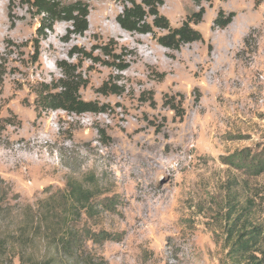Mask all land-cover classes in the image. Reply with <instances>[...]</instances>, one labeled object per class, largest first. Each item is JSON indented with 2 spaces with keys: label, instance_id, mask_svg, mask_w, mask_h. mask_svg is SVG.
I'll list each match as a JSON object with an SVG mask.
<instances>
[{
  "label": "rangeland",
  "instance_id": "rangeland-1",
  "mask_svg": "<svg viewBox=\"0 0 264 264\" xmlns=\"http://www.w3.org/2000/svg\"><path fill=\"white\" fill-rule=\"evenodd\" d=\"M57 1L85 8L84 35L65 23L37 33L24 0H0V178L12 189L0 193L10 207L72 179L110 204L95 210V228L120 238L99 251L107 264H245L232 261L225 226L229 208L248 206L264 227V175L231 164L264 153V0ZM130 1L146 12L152 1L171 29L201 40L165 49L152 17L151 34L122 30ZM61 62L104 112L37 115V85L59 79ZM260 238L251 256L264 264Z\"/></svg>",
  "mask_w": 264,
  "mask_h": 264
},
{
  "label": "trees",
  "instance_id": "trees-1",
  "mask_svg": "<svg viewBox=\"0 0 264 264\" xmlns=\"http://www.w3.org/2000/svg\"><path fill=\"white\" fill-rule=\"evenodd\" d=\"M131 6L123 8L117 16L119 27L131 34H151L147 18L152 17L155 29L167 33L157 39L158 45L165 49L178 51L182 46L199 42L200 33L182 26L171 29L168 21L159 15L151 1L144 6L130 1ZM39 18L37 33L51 31L58 23L68 25L69 36H82L88 31V13L80 4L65 5L57 0H24ZM229 18H217L216 24L225 27ZM61 77L50 84L41 83L35 90V111L38 116L48 112L61 111L67 115L81 116L104 112L91 102L83 101L80 90L86 85L74 65L59 63ZM124 70V65H117ZM101 88L100 93H105ZM115 89V87H114ZM117 93L116 90H113ZM231 164L241 168L254 178L264 175V153L237 156ZM9 184L0 178V188ZM0 264H107L100 254L108 242L119 241L118 236L97 226L99 215L95 210L108 203L98 199L96 194L75 180H69L61 192L51 193L35 205L22 204L15 196L10 207L9 193H0ZM110 205V204H108ZM9 208V209H7ZM231 213L226 220L227 240L230 243L232 261L245 264H262L254 261L251 252L260 242L264 233L262 223L253 221L248 206ZM93 221V224H92Z\"/></svg>",
  "mask_w": 264,
  "mask_h": 264
}]
</instances>
